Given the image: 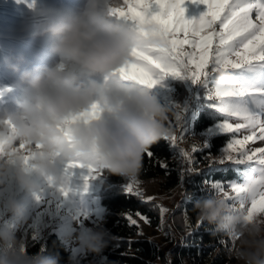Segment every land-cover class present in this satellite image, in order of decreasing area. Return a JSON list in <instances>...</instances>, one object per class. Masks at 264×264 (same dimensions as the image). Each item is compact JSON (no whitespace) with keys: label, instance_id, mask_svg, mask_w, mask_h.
Listing matches in <instances>:
<instances>
[{"label":"clouds","instance_id":"1","mask_svg":"<svg viewBox=\"0 0 264 264\" xmlns=\"http://www.w3.org/2000/svg\"><path fill=\"white\" fill-rule=\"evenodd\" d=\"M117 6L119 0H83L78 9L58 10L44 19L34 35L48 37L49 51L57 57L50 63L21 67L22 54L5 58L23 96L16 111L0 116V137L5 139L0 208L16 226L0 225V264H61L58 253L44 248L28 252L17 230L27 221L22 197H33L49 180L59 183L68 162L80 160L110 175L133 177L141 170L144 152L171 134L165 123L169 110L151 89L113 74L131 59L133 48H163L166 38L155 26H147L145 35L113 16L109 8ZM214 75L219 86L234 82L227 71L215 70ZM194 210L199 222L237 237L231 254L238 264H264V218L246 221L220 192L197 200ZM105 237L102 227L86 233L76 229L62 244L99 253ZM72 264L79 261L73 258Z\"/></svg>","mask_w":264,"mask_h":264},{"label":"snow or ice","instance_id":"2","mask_svg":"<svg viewBox=\"0 0 264 264\" xmlns=\"http://www.w3.org/2000/svg\"><path fill=\"white\" fill-rule=\"evenodd\" d=\"M195 2L205 8L195 18H186L185 0H123V4L119 0V6L110 7L113 16L129 23L138 32L146 35V27L152 25L166 38V47L163 48H133L130 60L134 59L135 62L126 61L113 74L125 83L144 89H152L168 76L204 85L207 99L211 101L210 106L223 117V122L217 124V129L220 133L232 134L220 155L210 161L209 172L226 170L223 167L213 169V164H231L245 165L246 173L242 184L235 181L225 184L220 180L210 182L211 191L200 199L211 196L213 192L225 193L227 202L242 213L246 221H251L258 212L264 213V147H245L249 142H264V0ZM178 34H183L184 38L181 39ZM185 45L191 50L186 51ZM129 69L135 71L130 73ZM215 70L227 71L234 82L226 87L217 85ZM168 110L173 114L174 120H169L167 125L171 134L163 139L173 146L174 152L180 157L179 177L183 184L185 172L192 170L183 167L185 163H191V155L176 147L177 140L183 139L185 135L181 126L183 109L176 106ZM232 118H235V123L228 122ZM237 133L242 138H237ZM206 149H209L207 138L204 139L203 146V150ZM200 150L202 149H193L194 152ZM207 152L211 157V150ZM143 155L152 158L154 152L148 148ZM160 166L165 169L168 167L164 162ZM102 175L103 170L80 160H73L65 165L59 183L49 180L33 197H22L27 209V220L32 221L33 239L40 238L42 229L47 227L59 230L64 237L66 233L76 230L71 225L72 220L79 222L80 231L88 232L90 229L84 227V220L90 217L75 203L77 189L74 182L76 179L82 180L86 191L89 182ZM126 178L127 182L122 186L126 195H136L147 201L154 199L144 197L139 189L138 175ZM226 188H230L236 195H230ZM8 190L12 191L11 185ZM158 207L161 214L167 211L162 206ZM124 215L130 226L138 227L132 213ZM135 215L145 223H150L147 216L139 212ZM46 217L51 218V223L45 220ZM2 224L13 229L16 227L7 219L4 209L0 208V225ZM229 237L233 241L237 238L234 234Z\"/></svg>","mask_w":264,"mask_h":264},{"label":"rangeland","instance_id":"3","mask_svg":"<svg viewBox=\"0 0 264 264\" xmlns=\"http://www.w3.org/2000/svg\"><path fill=\"white\" fill-rule=\"evenodd\" d=\"M82 3L83 0H0V35L14 33L19 28L26 30L28 33H35L38 25L49 15L62 9H78L82 6ZM120 3L123 4V0H120ZM126 7L127 6H125V8ZM184 7L186 8V18H195L205 11L204 6L202 4L198 5L195 0H185ZM178 35L181 39L184 38L183 34ZM42 38L44 40L48 39V37ZM213 47H215V41L213 42ZM184 48L186 51L191 50L188 45H185ZM55 59H57V57L54 56L52 61ZM134 62V59L129 61V63ZM134 71V69H129L130 73ZM16 85L23 89V86L19 83H16ZM0 90H2L1 86ZM151 93L168 109H174L176 106L183 109L181 126L185 135L183 139L177 140L176 147L186 150L191 155V163H185L183 167L191 168L192 170L191 172H185V181L183 184H181L180 177L176 183H163L164 180H168V175L149 178L139 177V189L143 192L144 197H154L152 201H144L156 203L157 207L162 206L164 209H167V211L163 214H161L160 211V221L157 225H153L151 222L145 223L139 216L133 214L132 218L135 219L140 226L137 237L148 238L150 241L157 243L160 247L168 243H172L173 245L180 244L181 246L188 244L194 245L196 249L193 253L184 258V264H217L216 262L221 260L223 254H226V263L238 264L235 257L234 260H231L233 256L231 254V249L234 241L229 236L220 238L218 243L202 239L201 230H215V225L207 221L199 222L197 212L194 210V203L211 191L210 182L214 180L204 178L209 172L210 161L215 160L220 155L221 149L225 148L227 145H224L218 153H212L211 157H209L208 150H203L204 139L207 138L210 147V138L214 133L219 132L216 126L219 122H223V119L217 121L207 129L201 131L193 129V120L196 118L198 110L208 106L210 108L213 107L210 106L211 101L207 99V90L204 85L193 84L191 80L168 76L160 80V82L151 89ZM168 117L169 119L165 122L166 125H168L169 120H174V116L171 112H168ZM228 122L235 123L236 120L232 118L229 119ZM12 133L13 130L9 128L7 136L11 137ZM177 135L179 136V130H177ZM236 136L237 138H242L239 133H237ZM4 143L5 139L0 137V150H3ZM245 147L252 149L264 147V142H249ZM20 148L24 150L25 146L20 145ZM194 148L202 150L194 152ZM174 159L178 160L180 172L181 160L175 152ZM229 165L231 164L224 166L213 164L212 168L220 169L221 167L224 168ZM242 166L244 171L243 178L232 181L241 184L244 182L246 166ZM197 175L201 177L200 182L196 179ZM218 180L225 184L230 182L227 180ZM126 182V177L121 183L110 182L104 172V175L90 181L85 191L83 181L76 179L74 182V186L77 189L74 195L75 203L79 209L86 211L90 217V219L84 220L85 228L98 231L100 224L105 220L106 208L100 200L102 188L109 184L114 190L119 189L123 191L122 186L125 185ZM201 189L204 191H201ZM225 190L229 191L230 195L233 197L236 195V193L231 192L230 188H226ZM237 207H239V205H237ZM255 217L264 218V213L258 212ZM45 220L51 223L50 217H46ZM31 224L32 221L27 220L26 223L17 230V236L22 239L25 245L34 235ZM71 225L77 230L80 228L77 220H72ZM50 231L57 232L62 240L70 233L68 232L62 237L59 230H53V228L47 227L42 229L40 238ZM68 246L71 248L76 258H81L88 254L75 251L78 248H76L74 244H69ZM221 246L224 250L221 249Z\"/></svg>","mask_w":264,"mask_h":264},{"label":"trees","instance_id":"4","mask_svg":"<svg viewBox=\"0 0 264 264\" xmlns=\"http://www.w3.org/2000/svg\"><path fill=\"white\" fill-rule=\"evenodd\" d=\"M23 55L24 63L21 67H31L50 63L54 55L49 51V39L44 40L34 33H28L19 28L14 33L0 35V116L5 112L17 110L18 101L22 99L23 89L16 86L18 83L17 74L12 72L5 62L8 56ZM222 115L209 106L198 110L196 118L193 120V129L201 131L222 120ZM231 133H214L210 138L211 153H218L220 149L228 143ZM154 152L152 158L143 155L142 167L138 174L140 178H149L168 175V180L163 183H176L179 180V164L174 159V150L171 144L161 139L151 147ZM167 164V169L162 168L160 163ZM223 171L208 172L205 179L238 180L243 178V166L229 165ZM168 173V174H167ZM110 182L121 183L125 176L110 175L105 172ZM199 182L201 177L196 178ZM101 203L106 208L105 220L99 228L106 231V246L99 253H91L76 258L69 246L62 244V238L55 231L48 232L38 239H29L26 243L28 252L35 253L44 248L49 253H58L61 264H72V259L79 261V264H184V258L193 253L196 249L194 245L181 246L168 243L159 246L148 238H138L140 226H130L125 218V213L135 214L140 212L146 215L153 225L160 221V210L156 203L147 202L136 195H126L122 190H114L107 184L100 192ZM98 228V230H99ZM201 237L206 241L218 243L220 238L228 237L227 234L216 232L215 230H201ZM220 245V244H218ZM222 249V246H221ZM224 250V249H222ZM226 254H223L217 264H229L225 261ZM234 260V256L231 257Z\"/></svg>","mask_w":264,"mask_h":264}]
</instances>
